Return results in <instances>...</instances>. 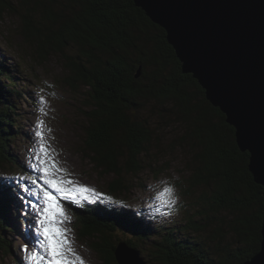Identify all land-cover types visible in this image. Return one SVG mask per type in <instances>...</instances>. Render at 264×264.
Returning a JSON list of instances; mask_svg holds the SVG:
<instances>
[{
    "label": "trees",
    "instance_id": "trees-1",
    "mask_svg": "<svg viewBox=\"0 0 264 264\" xmlns=\"http://www.w3.org/2000/svg\"><path fill=\"white\" fill-rule=\"evenodd\" d=\"M17 2L0 0V26L5 13L18 16L25 46L32 50L28 55L39 63L57 56L67 70L64 84L85 92L81 100L88 120L85 148L108 174L119 176L109 184L111 195L129 190L124 181L127 172L144 169V157L151 155L149 149L158 137L154 125L162 130L160 124L171 127L175 116V122L186 126V133L172 147L180 145L192 157L193 173L182 186V196L191 202L172 213L183 214L184 230L194 238H181L180 224L155 226L127 208L66 203L77 218L79 236L90 241L104 264H119L120 243L140 251L139 243L149 240L156 264H242L255 256L261 249L264 188L255 181L250 154L239 148L226 115L209 102L199 82L184 73L165 29L134 0ZM1 36L5 39V30H0V40ZM20 73L0 44V171L8 168L24 175L19 156L10 151L11 142L23 135L14 104L31 100L21 90ZM152 116L158 120H151ZM6 186L7 190L4 176L0 178V261L13 252L8 235L23 237L19 222L26 226L28 220V214L11 210L14 185L9 181ZM192 212L199 216L197 221ZM119 232L126 238H119ZM200 233L208 237L201 238Z\"/></svg>",
    "mask_w": 264,
    "mask_h": 264
},
{
    "label": "rangeland",
    "instance_id": "rangeland-1",
    "mask_svg": "<svg viewBox=\"0 0 264 264\" xmlns=\"http://www.w3.org/2000/svg\"><path fill=\"white\" fill-rule=\"evenodd\" d=\"M13 1L18 3L17 0ZM0 30H5V39L1 36L0 44L5 46L7 58L19 66L23 81L21 90L23 93L29 94L31 98L26 102L24 99H20L17 103H13L15 117L21 119L19 128L23 135L21 139L19 137L11 142L10 151L13 156H19L20 165L24 167L25 174L12 171L10 173L8 168L5 171H0V178L5 176V190L8 189L6 183L9 181L14 185L12 187L14 198H9L14 203L11 210L13 212L18 210L20 215L28 214L26 217L28 220L26 226L19 222L23 237L8 235V239L12 241L13 252L5 255L0 264H48V255L41 246L42 237L38 232L37 221L45 206L43 189L48 188L53 194H59L44 183L41 160H48L49 167H51L52 161L55 162L56 167L62 170L56 173L57 178L72 180L76 185H83L94 190V194L89 195L88 199L80 198L76 202L61 199L68 219L60 226L68 230L66 235L71 242V247L75 254L83 259L84 264H104V261L100 254L93 250L90 241L79 236L77 218L66 203L100 204L116 210L127 208L135 214L138 213L141 216L140 219H145L155 226L175 227L180 224L183 235L181 238H194L188 234L189 231L184 230L186 220L183 214L172 213L176 207H188L191 202L182 196V186L193 173V169L190 168L192 157L190 154H185L180 145L172 147V144L186 133V126L182 125L183 122L180 124L175 122L174 116L171 121L174 124H171V127L160 124V126H164L163 130L157 124L150 123V126L156 127L158 137L155 145L149 149L151 155H143L145 156V164H142L144 169L137 173L127 172L124 181L129 186V190L121 195H111L109 184L119 176L108 174L106 168L91 158L93 154L90 149L85 148L84 137H87L88 125L86 123L88 120L81 111L84 108L81 100L85 96V92H83L84 94L80 91L75 92L74 89L64 84L63 78L67 76V70L57 56L50 57L46 63H39L28 55L32 50L25 46L18 16L10 12L5 13V20L0 26ZM9 99L13 98L9 97ZM209 102L213 105L210 100ZM148 114L150 113L148 112ZM151 120H158V117L152 116ZM41 144L47 147L49 157L40 153ZM157 153L161 154L159 158L155 156ZM167 162L170 163L169 167H166ZM165 187L174 189L175 202L171 205L164 202L170 198L164 195ZM17 206H19L18 209ZM154 216H157V219H153ZM191 216L196 221L199 218L194 212L191 213ZM118 234L119 238H126L124 234L120 232ZM200 237L207 238L208 235L204 236L200 233ZM151 238H155V236ZM143 243H139L143 255L137 248L139 256L136 257L133 254L131 257H134L137 262L140 260L145 264H156L157 261L150 256V253L152 254L154 251V247H151L152 241ZM33 254L42 259L33 261L31 259Z\"/></svg>",
    "mask_w": 264,
    "mask_h": 264
},
{
    "label": "water",
    "instance_id": "water-1",
    "mask_svg": "<svg viewBox=\"0 0 264 264\" xmlns=\"http://www.w3.org/2000/svg\"><path fill=\"white\" fill-rule=\"evenodd\" d=\"M167 32V39L208 100L236 129L250 154L249 169L264 187V0H134ZM261 251L244 264H264ZM134 248L120 243L119 264L137 262ZM137 262V263H136Z\"/></svg>",
    "mask_w": 264,
    "mask_h": 264
},
{
    "label": "snow or ice",
    "instance_id": "snow-or-ice-1",
    "mask_svg": "<svg viewBox=\"0 0 264 264\" xmlns=\"http://www.w3.org/2000/svg\"><path fill=\"white\" fill-rule=\"evenodd\" d=\"M40 153L49 157V151L44 144L40 146ZM40 163L43 166L41 170L44 172V183L59 194H53L48 188L43 189L45 206L37 221L38 232L42 237L41 246L48 255V264H84L83 259L78 257L71 247V242L66 235L68 230L60 226L68 219L61 199L73 202L80 198L88 199L89 195L94 194V190L83 185H76L72 180L57 178L56 173L62 170L56 167L54 161H52L51 167L48 166V160H41ZM164 195L170 197L164 201L165 203L171 205L175 202L174 189L171 187L164 188ZM25 250L27 251V249ZM31 259L38 261L42 258L33 254Z\"/></svg>",
    "mask_w": 264,
    "mask_h": 264
},
{
    "label": "bare ground",
    "instance_id": "bare-ground-1",
    "mask_svg": "<svg viewBox=\"0 0 264 264\" xmlns=\"http://www.w3.org/2000/svg\"><path fill=\"white\" fill-rule=\"evenodd\" d=\"M89 217V216H88ZM256 256V255H255ZM253 258V257H252ZM245 263V262H244Z\"/></svg>",
    "mask_w": 264,
    "mask_h": 264
}]
</instances>
